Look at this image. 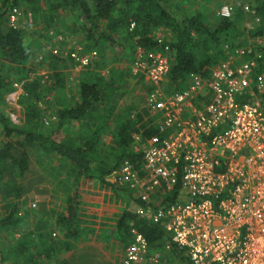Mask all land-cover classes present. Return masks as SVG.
Returning <instances> with one entry per match:
<instances>
[{
	"label": "trees",
	"instance_id": "trees-1",
	"mask_svg": "<svg viewBox=\"0 0 264 264\" xmlns=\"http://www.w3.org/2000/svg\"><path fill=\"white\" fill-rule=\"evenodd\" d=\"M244 1H251L247 5L253 10L251 37H264V0ZM19 7L30 9L34 18L41 19L47 27L52 24L62 27L66 24L64 18L69 15L73 18V28L83 35L85 46L97 47L101 59L107 47L115 60L114 63L109 60L112 68L108 69L107 76L91 69L92 64L84 69L77 83V97L68 104L64 103L65 78L58 70L64 65L63 58L49 53L44 64L54 70L57 122L46 129L30 123L13 124L1 109L5 108L4 94L12 89V73L26 76V63L34 59L33 51L25 42V28L7 26L9 13ZM234 14L235 11L229 17L218 15L219 19L210 26L201 12L176 16L159 0H0V201L4 206L0 213V232L24 223L25 215H19L16 202L24 188L15 184L10 174L13 169L16 173L27 170L26 147L35 145L40 153L59 156L70 165L73 176L72 187H63V211L57 213L54 223L62 239H53L47 227L39 234V241L27 239L31 233L22 234L12 249L16 256L23 257L21 264H47L62 254L63 244L69 243L68 240L76 243L113 242L122 253L132 240V228L146 237L151 249H164L169 238L163 227L141 218L129 208L131 200L139 202L137 191L128 183L111 179L126 160L134 165V170L141 168L145 145L158 133L157 117L150 115L146 102L140 106L133 102L125 104L118 99L131 86L129 77L132 74L143 81L146 94L153 92L154 85L145 80L144 75H135L131 68L136 47L145 51L168 47L169 71L161 84L167 94L185 88L190 73L207 76L210 68L220 63L229 50L244 43H241L242 32L237 30ZM160 28L169 30L172 38L160 41L156 36ZM55 32L61 33L58 29ZM251 47V54L262 49L256 42ZM105 60L100 61L97 54L94 65L104 66ZM253 63V76L256 77L264 72V51ZM23 88L25 95H21L19 102H24L28 120L33 119L38 125L41 111L38 104L44 102L48 84L33 78L26 80ZM253 96L261 100L264 110V90L261 93L255 90L238 93L236 100L246 102ZM84 117H88L86 133L73 132L70 136L68 131L60 130L69 121ZM107 131L111 138L104 144ZM88 183L101 194L102 201L89 203L85 200L81 190ZM178 189V185L167 188L160 199L162 204L172 201ZM174 256L190 264L182 250L171 243L169 258L173 261ZM6 258L0 247V264H6ZM58 264H67V260L59 259Z\"/></svg>",
	"mask_w": 264,
	"mask_h": 264
},
{
	"label": "built area",
	"instance_id": "built-area-1",
	"mask_svg": "<svg viewBox=\"0 0 264 264\" xmlns=\"http://www.w3.org/2000/svg\"><path fill=\"white\" fill-rule=\"evenodd\" d=\"M244 9L252 11L248 5ZM231 13V5L219 9L221 17ZM16 23L13 11L8 24ZM167 50L136 47L131 68L154 85L146 105L158 114V133L147 141L139 170L126 160L111 179L137 191L135 212L161 225L169 242L151 249L132 228L120 264H170V243L190 264H264V110L256 96L236 100L238 93L264 90V72L253 76V61L264 49L251 54L249 46L238 45L207 76L190 73L185 88L168 94L161 88L169 71ZM50 53L78 69L93 64L98 54L81 45L64 54L50 47ZM22 86L12 83L4 99L9 105L19 102ZM177 185L180 191L166 204L152 197Z\"/></svg>",
	"mask_w": 264,
	"mask_h": 264
},
{
	"label": "rangeland",
	"instance_id": "rangeland-1",
	"mask_svg": "<svg viewBox=\"0 0 264 264\" xmlns=\"http://www.w3.org/2000/svg\"><path fill=\"white\" fill-rule=\"evenodd\" d=\"M161 4L168 11H172L174 15L186 12H201L205 19L209 22L210 26L216 23L219 19V9L223 5H231L232 12L235 11V22L237 30L242 32V46H249L250 48L254 42L259 43L264 49V38H252L250 30L253 28L252 11H246L244 6L251 4V1L244 0H159ZM238 9L236 10V8ZM249 7V6H248ZM250 8V7H249ZM17 26H23L26 30L25 42L33 51L34 59L26 63V76L22 73H12L14 81L24 82L29 79L37 78L41 82L48 84V88L44 93V102H39L41 111L39 113L40 120L34 122L26 116L24 102H16V105L5 101L4 106L1 108L2 112L9 117L13 118V124L24 125L30 123L34 126H39L46 129L48 125H56V109H57V94L54 88V70L47 67L44 62L47 61L50 53V47H57L63 54L64 52L74 45H81L89 50H98L97 47L85 46L82 42L83 35L75 28L70 27L67 30L68 24L62 27L52 24L51 27L45 26L41 19L34 18V14L30 9L19 7L16 10ZM239 14V16H238ZM219 15V16H218ZM65 21H73L72 17L66 15ZM255 21L256 18H255ZM66 23V22H65ZM9 26V24L7 25ZM61 31L56 34L55 30ZM156 36L161 41L164 38H172L169 30L160 28L156 31ZM58 37H63L58 39ZM238 46V45H236ZM231 50L228 51L230 53ZM98 53V51H97ZM102 59L101 52L98 53L100 61L105 60L106 65H98L94 63L90 66L91 69L101 71L102 75L107 76L108 69L112 68L111 62L114 63L111 51L105 47ZM64 65L58 68L65 78V98L64 103L70 104L73 98L77 97L76 89L80 76L84 69L74 67V63L70 59L62 57ZM119 58V57H118ZM61 62L60 64H62ZM123 62L121 63V65ZM94 65V67H93ZM127 68L129 64H126ZM116 71V70H114ZM131 86L123 92L122 96L118 99L119 102L123 101L125 104L133 102V104H145L150 94H146L144 90L143 81L138 80L137 76H130ZM145 81V80H144ZM147 83V82H145ZM148 84V83H147ZM163 88V87H162ZM154 91V89H153ZM152 93V92H151ZM22 97L25 95V90L22 86ZM21 95L19 99H21ZM5 99V94H4ZM19 99L17 101H19ZM37 106V104H36ZM139 106V107H140ZM155 117L154 112L150 113ZM15 116V118L13 117ZM88 117L79 118L74 121H69L66 126L60 130L68 131L72 136L73 132H87L86 123ZM75 135V134H74ZM111 138V133H104V144H107ZM28 150V167L24 173H16L13 169L10 176L13 177L15 184L24 188V193L16 199L19 205V215H25L24 223L17 228H9L0 232V247L3 250L6 264H21L23 257L16 256L12 249L20 239L22 234L31 233V237L27 238L31 242L39 241V234L45 232L47 227L53 239H62L60 231L54 226L57 219V213L63 211L65 193L63 187H72L73 176L71 174V167L63 159L57 155L40 153L35 145L26 147ZM9 185V184H8ZM82 193L87 201L100 200L101 194L96 188L91 187L90 183L82 187ZM4 211L3 201H0V213ZM26 241V239L24 240ZM69 243L63 244L62 254L48 261L47 264H58L59 259H66L67 264H120L121 252L116 243L109 242L101 244L98 241H90L89 243H76L68 240ZM27 243V242H25ZM32 245L31 243H27ZM168 256V254H167ZM170 264H174L170 263Z\"/></svg>",
	"mask_w": 264,
	"mask_h": 264
},
{
	"label": "crops",
	"instance_id": "crops-1",
	"mask_svg": "<svg viewBox=\"0 0 264 264\" xmlns=\"http://www.w3.org/2000/svg\"><path fill=\"white\" fill-rule=\"evenodd\" d=\"M66 24H68V27H67V30H69V28L70 27H72L73 28V25H74V22L73 21H66ZM77 30V29H76ZM78 31V30H77ZM61 38H63V37H61ZM260 39L261 38H264V37H259ZM257 39V38H256ZM155 117H157L156 119H155V121L157 122L158 120H159V118H158V114H156L155 113V115H154ZM179 191H180V187H179V189H178ZM152 197L153 198H155V199H161V197H162V191H160V190H156L155 191V193L152 195ZM99 201H102V199L100 198V200H97V201H94V202H99ZM89 203H91V201H88ZM132 203H134V202H132V200L130 201V206H129V208L132 206ZM182 254L184 255V253L182 252ZM185 256V255H184ZM186 258V257H185ZM174 262V264H185L184 262H183V260H182V258H178L177 256H174V259H173V261H172V263ZM171 263V262H170Z\"/></svg>",
	"mask_w": 264,
	"mask_h": 264
},
{
	"label": "water",
	"instance_id": "water-1",
	"mask_svg": "<svg viewBox=\"0 0 264 264\" xmlns=\"http://www.w3.org/2000/svg\"><path fill=\"white\" fill-rule=\"evenodd\" d=\"M135 208H136L135 203H132V206L130 207V209L132 210V212L135 211Z\"/></svg>",
	"mask_w": 264,
	"mask_h": 264
},
{
	"label": "clouds",
	"instance_id": "clouds-1",
	"mask_svg": "<svg viewBox=\"0 0 264 264\" xmlns=\"http://www.w3.org/2000/svg\"><path fill=\"white\" fill-rule=\"evenodd\" d=\"M167 236H168V234H167ZM168 238H169V236H168ZM167 242H169V239H168V241H167ZM167 242H166V243H167ZM166 243H165V244H166ZM173 244H174V243H173ZM170 245H171V243H170Z\"/></svg>",
	"mask_w": 264,
	"mask_h": 264
}]
</instances>
